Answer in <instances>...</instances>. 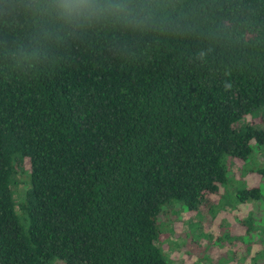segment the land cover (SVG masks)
I'll use <instances>...</instances> for the list:
<instances>
[{
  "label": "trees",
  "instance_id": "obj_1",
  "mask_svg": "<svg viewBox=\"0 0 264 264\" xmlns=\"http://www.w3.org/2000/svg\"><path fill=\"white\" fill-rule=\"evenodd\" d=\"M148 43L133 62L69 44L35 79L0 78V264H169V205L197 210L264 148V43L210 66L194 42ZM240 221L248 245L261 227Z\"/></svg>",
  "mask_w": 264,
  "mask_h": 264
},
{
  "label": "clouds",
  "instance_id": "obj_2",
  "mask_svg": "<svg viewBox=\"0 0 264 264\" xmlns=\"http://www.w3.org/2000/svg\"><path fill=\"white\" fill-rule=\"evenodd\" d=\"M262 8L251 0H0V78L35 79L66 45L98 41L124 62L148 42H194V60L210 66L219 49L264 43Z\"/></svg>",
  "mask_w": 264,
  "mask_h": 264
},
{
  "label": "rangeland",
  "instance_id": "obj_3",
  "mask_svg": "<svg viewBox=\"0 0 264 264\" xmlns=\"http://www.w3.org/2000/svg\"><path fill=\"white\" fill-rule=\"evenodd\" d=\"M251 124L257 117H247ZM264 165V148L245 163L235 162L228 180L218 194L195 211L173 202L167 222L160 226L159 245L169 264H264V180L257 170ZM257 187L259 199L246 204L237 201V193ZM19 196V189L16 198ZM251 216L253 232L249 244L242 219ZM165 226V227H164ZM243 244H242V243ZM62 264V263H56Z\"/></svg>",
  "mask_w": 264,
  "mask_h": 264
}]
</instances>
